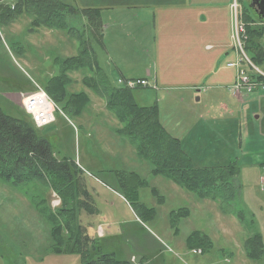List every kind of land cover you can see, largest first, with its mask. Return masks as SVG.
<instances>
[{
	"label": "rangeland",
	"instance_id": "rangeland-1",
	"mask_svg": "<svg viewBox=\"0 0 264 264\" xmlns=\"http://www.w3.org/2000/svg\"><path fill=\"white\" fill-rule=\"evenodd\" d=\"M61 1L78 10L99 9V36L80 17L68 20L76 28L74 36L34 28L26 15L0 24L2 113L22 118L20 99L33 91L44 92L45 82L62 71L60 64L76 57L86 44L112 85L117 87L121 78L146 82V87L132 91L134 101L139 106L158 107L162 126L180 141L195 166L236 162V184L241 186L240 198L230 208L241 212L239 219L228 208L223 212L221 205L198 200L153 176L150 165L116 134L119 124L104 102L85 88L87 72L66 71L67 94L84 92L89 104L80 115L72 116L62 109L64 103L53 102L45 93L54 106L55 121L47 128L50 133H38L48 141L56 159L79 162L84 171L81 179L89 196L80 193L78 197L82 202L87 199L96 212L83 210L77 215L83 234L97 241L105 253L133 264L143 260L150 264H264V257L249 259L244 247L255 232L262 236L264 246V91L255 88L249 92L237 86L239 67L247 77L254 72L246 63L236 66L241 55L230 10L236 1L238 23L244 10L255 18L246 1L233 0L229 5V36L205 23L208 12L195 21V11L180 8L195 5L207 11L212 5L222 7L225 0ZM2 2L15 4V0ZM154 2L166 8L174 3L185 5L176 6L172 14H158L163 7ZM210 13L224 18L216 9ZM260 43L264 46V39ZM107 171L135 172L146 180L148 185L139 189V202L155 209L153 220L137 216ZM153 189L162 197L161 205L152 195ZM59 204V198L42 181L13 184L0 179V264H80L77 254L53 250L49 216L58 212ZM181 208L189 214L172 228L170 213ZM193 232L209 237L212 247L204 253L189 250L186 239Z\"/></svg>",
	"mask_w": 264,
	"mask_h": 264
},
{
	"label": "trees",
	"instance_id": "trees-1",
	"mask_svg": "<svg viewBox=\"0 0 264 264\" xmlns=\"http://www.w3.org/2000/svg\"><path fill=\"white\" fill-rule=\"evenodd\" d=\"M0 0V24H5L20 15L29 16L31 26L44 27L49 30H59L74 36L76 28L68 23L75 17L86 18L91 31L99 36L100 10L75 9L61 0H15L11 7ZM244 10V9H243ZM244 22L242 48L256 68L264 72V26L260 19L251 18L245 12L241 14ZM81 39V36L78 37ZM62 71L50 78L43 86L44 92L53 102L61 104L66 114L80 115L89 104V98L84 92L67 94L66 84L69 81L66 71L84 70V86L104 102L105 109L119 124L116 134L124 139L135 151L136 155L150 165L151 174L171 182L181 190L192 194L198 200H208L223 211L229 209L239 219L241 212L231 210L233 203L241 195V186L236 184L239 169L236 162L217 167H198L182 150L178 139L172 137L159 120V110L156 105L139 106L133 99L132 90L118 88L111 84L107 74L98 65L97 58L85 44L76 57L66 59L60 64ZM261 70V69H260ZM255 82H264L262 77L250 76ZM20 119L6 116L0 110V179L13 184L30 180H39L47 184L60 200L57 213L51 215V237L53 250L57 254L75 253L80 258V264H133L119 261L113 253H105L100 244L83 234L77 215L83 210L94 214L93 206L85 199L80 201L79 194L88 193L82 184L83 170L79 162L67 158H55L48 141L41 137L30 117L23 113ZM49 132V131H48ZM50 133V132H49ZM111 173L110 171H107ZM121 189L120 195L130 204L137 216L143 221H151L155 217V209L148 208L139 202V189L146 187V180L135 172L111 173ZM152 195L162 204L155 189ZM235 206V205H233ZM53 209V210H56ZM224 212V211H223ZM189 210L181 208L170 213L171 227L179 218H185ZM63 218V221H60ZM176 231V230H175ZM189 250L204 253L212 247V242L200 232L191 233L186 239ZM246 256L254 261L264 257L262 236L253 234L245 241ZM144 261V260H143ZM140 264H150L149 261Z\"/></svg>",
	"mask_w": 264,
	"mask_h": 264
},
{
	"label": "built area",
	"instance_id": "built-area-1",
	"mask_svg": "<svg viewBox=\"0 0 264 264\" xmlns=\"http://www.w3.org/2000/svg\"><path fill=\"white\" fill-rule=\"evenodd\" d=\"M11 7V5H9ZM230 10L234 13L235 16V43H236V49L238 50V53H240V57L237 59L236 66H240L243 61L248 63L252 68V64L248 61L247 57L245 56L242 48V41L240 39V35L243 38L244 36V25L243 23L239 20V23L237 22V4L236 1L232 3V6L230 7ZM232 16V15H231ZM234 28V25H233ZM240 32V34H239ZM255 72L264 79V73L258 71L255 69ZM119 85L124 86L125 88L128 89H134L136 87H146L147 84L144 80H119L118 81ZM237 86H241L242 88L246 89L247 91L251 92L254 91L255 88L259 87L264 91V82H255L252 81L249 77L246 76L245 72L239 69L237 70ZM19 106L22 108L24 113L28 115L33 124L35 125L36 128H43L46 127L54 122V106L50 102L49 98L47 95L41 91H34L32 93L26 94L23 96V98L20 99L19 101ZM264 185V184H263Z\"/></svg>",
	"mask_w": 264,
	"mask_h": 264
},
{
	"label": "crops",
	"instance_id": "crops-1",
	"mask_svg": "<svg viewBox=\"0 0 264 264\" xmlns=\"http://www.w3.org/2000/svg\"><path fill=\"white\" fill-rule=\"evenodd\" d=\"M105 1L106 0H101V2H105ZM231 1H233V0H225L224 5L222 7H219V8H215L216 6L215 5H212V7H210L207 11H205L204 9H197V7L199 8V6H195V5H190L188 8H184L183 6H181V5H185L184 3L183 4L182 3L181 4L180 3H174V4H172L173 7H169V8H166L165 5H159L158 3H155V2H154V4L156 6L163 7L162 10L159 8V10H158L159 13L158 14L167 13L168 11H170L169 14H172L174 12V10L177 9L176 6H181L180 7L181 10L188 9V10H191V11H195V15L193 17V20H195V21H198V18H202V14L204 12H206V13L208 12V15H206V21H205V23H210L215 28L218 27L219 28L218 30H219V32L222 35H224V36H227L228 35L229 36V20H228V14H229V5H230ZM89 9H94V8H89ZM214 9H216V11H218L219 13H222V15H224V18H223V16L221 18H218L217 14L215 16H212L210 12L213 11ZM157 17L158 16H155L154 20ZM100 18H101V11H100ZM203 23H204V21L201 20L200 25H203ZM207 48L209 49L210 47H207ZM223 53L225 54V51H223ZM145 107H147V106H145ZM48 127L49 126L43 128L44 131L48 132L51 129V128L50 129H47ZM251 195H255V194L254 193H251Z\"/></svg>",
	"mask_w": 264,
	"mask_h": 264
},
{
	"label": "flooded vegetation",
	"instance_id": "flooded-vegetation-1",
	"mask_svg": "<svg viewBox=\"0 0 264 264\" xmlns=\"http://www.w3.org/2000/svg\"><path fill=\"white\" fill-rule=\"evenodd\" d=\"M248 7L255 14V18L264 21V0H245Z\"/></svg>",
	"mask_w": 264,
	"mask_h": 264
}]
</instances>
